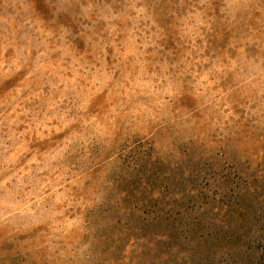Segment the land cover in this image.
Masks as SVG:
<instances>
[{
  "label": "rangeland",
  "instance_id": "obj_1",
  "mask_svg": "<svg viewBox=\"0 0 264 264\" xmlns=\"http://www.w3.org/2000/svg\"><path fill=\"white\" fill-rule=\"evenodd\" d=\"M264 0H0V264H255Z\"/></svg>",
  "mask_w": 264,
  "mask_h": 264
},
{
  "label": "trees",
  "instance_id": "obj_2",
  "mask_svg": "<svg viewBox=\"0 0 264 264\" xmlns=\"http://www.w3.org/2000/svg\"><path fill=\"white\" fill-rule=\"evenodd\" d=\"M255 264H264V252L261 253V255L259 256V258Z\"/></svg>",
  "mask_w": 264,
  "mask_h": 264
}]
</instances>
